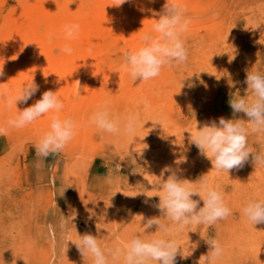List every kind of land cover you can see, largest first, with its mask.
<instances>
[{
  "label": "rangeland",
  "instance_id": "obj_1",
  "mask_svg": "<svg viewBox=\"0 0 264 264\" xmlns=\"http://www.w3.org/2000/svg\"><path fill=\"white\" fill-rule=\"evenodd\" d=\"M176 2L189 21L182 35L188 60L145 82L133 81L124 54L141 47L165 0L119 7L117 0H0V126L8 128L0 135V264H91L70 240L90 233L107 254L138 233L163 235L156 225L144 233L143 224L160 217L172 226L154 206L159 198L146 196L157 195L153 185L165 166L181 169L180 178L197 187L206 178L231 209L225 219L189 224L176 235L188 257L178 254L175 264H198L213 238L223 248L215 264H264V223L242 214L250 198L264 200V163L250 155L242 168L217 174L185 132L220 117L247 121L229 100L250 95L248 71L264 73V0ZM71 24L79 31L68 38ZM33 79L39 91L26 104L9 105ZM47 90L62 101L59 113L19 129L7 125ZM106 101L122 120L139 113L145 128L135 138L97 129L90 119ZM53 115L70 117L76 134L61 152L39 157L35 145ZM248 146L264 155V133L249 135ZM117 191L128 196L113 197Z\"/></svg>",
  "mask_w": 264,
  "mask_h": 264
},
{
  "label": "clouds",
  "instance_id": "obj_2",
  "mask_svg": "<svg viewBox=\"0 0 264 264\" xmlns=\"http://www.w3.org/2000/svg\"><path fill=\"white\" fill-rule=\"evenodd\" d=\"M125 2L127 0H117L113 6L119 7ZM183 13L184 9L176 0H165L162 10L158 13V19L152 26V32L142 37L141 47L124 54V63L133 81L137 79L149 81L158 77L165 65L187 62L188 51L182 35L187 31L189 21L184 18ZM78 31V24L65 25L68 38L74 37ZM63 51L71 53L72 50L65 46ZM3 74L2 67L0 76ZM245 83L250 95L232 98L229 105L234 113H244L247 121L220 117L218 122L211 120L202 126L196 123L193 130L185 131L189 133L190 143L195 145L201 156L211 162V170L217 174L242 168L250 155L254 160L264 163V155L254 156L253 149L248 146L249 135L264 133V73L248 71ZM38 91L39 85L33 79L26 83L14 98L9 99L8 103L9 105L15 103L16 106L18 102L26 104ZM149 108L148 102L144 101V110L148 111ZM62 109L63 103L56 95V91L47 90L35 103L9 119L7 125L17 129L23 128L49 112L59 113ZM146 122L148 121L141 123L139 113L128 114L123 120L119 116H114L107 101L99 106L90 119V123L102 132L124 134L133 138ZM151 122L161 126L159 120ZM76 128L77 125L70 117L61 119L59 115H53L49 130L35 145L37 156L48 157L50 154L61 152L74 138ZM7 131V127L0 126V135H6ZM181 171L171 166L162 168L153 185L157 195H146L149 199L159 198V203L154 206L171 221L172 226L162 224L160 217H152L143 224V232L146 233L147 229L156 225L158 230L155 233L163 235L142 238L138 233L122 247L107 250V254L97 237L90 233L79 235L78 239L70 241L83 257L91 258V264H153V262L175 264L178 254L182 258H187L188 256L182 254L181 245L175 236L189 224L210 226L218 220L225 219L231 215V209L224 202L221 191L206 178H202L197 187L191 181L181 179L179 175ZM166 173L168 175L165 178ZM117 193L122 192L117 191L113 197ZM137 195L129 197L134 198ZM195 196H198L199 200L193 199ZM200 201H203L202 207ZM242 214L253 225L264 223V200L250 198L243 206ZM206 243L210 246L209 251L200 257L198 264H215L221 257L223 248L214 238L206 240Z\"/></svg>",
  "mask_w": 264,
  "mask_h": 264
}]
</instances>
